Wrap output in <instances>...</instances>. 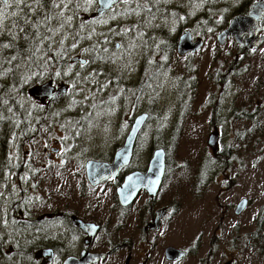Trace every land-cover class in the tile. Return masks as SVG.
Masks as SVG:
<instances>
[{
    "label": "rangeland",
    "instance_id": "1",
    "mask_svg": "<svg viewBox=\"0 0 264 264\" xmlns=\"http://www.w3.org/2000/svg\"><path fill=\"white\" fill-rule=\"evenodd\" d=\"M181 4L187 7L183 1ZM114 11L117 12L116 19H108L107 24H102L104 26H98L99 23L94 26L97 40L102 28L108 27L105 30L108 34L109 26H113V23L128 26L135 22L128 18L130 16L120 15L123 10ZM201 12L200 6L190 9L192 23H195L196 15L200 16ZM213 14L216 15V12ZM161 16L159 14L154 22L164 25L170 23L169 31L173 37L181 32L179 28L183 25L180 21L184 19V14L170 15L169 18V15ZM195 29L201 33L204 27L196 26ZM120 41L121 38L118 37L116 42ZM129 41L130 39H126L121 43L127 45ZM107 47L109 48V44ZM135 50L124 57L126 67L121 73L120 65L102 61L92 63L84 69L76 65V72L83 77L94 69L101 73L87 82L83 80L79 83L77 79L73 81L70 73L63 74L67 69L59 71V76L55 73V80L71 84L67 98L62 100L61 111L56 109L55 112H62L59 122L55 120L54 128H49L46 126V118L35 133L34 123L25 139L20 137L19 132H13L14 130L9 137L0 135V151L6 154L2 156L10 155L12 161H16V166H23L25 159L28 164L29 159L32 168L38 169L39 179L44 178L45 183L36 193L41 196L42 191L48 190L49 210L52 206H62L65 214L78 212L83 216L88 207L91 219L114 230L118 224L112 217L118 210L115 205V186L107 184L98 188L91 187L86 178L85 164L92 159L103 161L113 155L124 145L132 120H136L142 113L153 114L155 118L152 117L146 123L140 134L142 143L137 145V158L132 167L146 169L154 152L159 148L165 150L167 157L162 142L171 150L174 149L169 161H166V176L155 198L157 211L164 206H170L171 214L166 218L159 234L141 239L138 234L143 222L141 205L147 202L148 196L140 195L134 208L129 211L127 224L123 228L129 236L126 240V252L139 253L152 249L161 254L168 246L186 248L193 245L199 246L197 257L200 258L210 251L215 233L223 231L213 263L225 264L228 260L232 261L235 254L245 257V252L253 258L258 257L261 253L259 246L264 248V239L259 242V246L254 245L250 240V233L256 231L259 215H264V51L250 60L238 62L231 70L233 53L228 54L231 45L220 47L215 34L210 31L205 37L204 47L195 54L179 57L176 50L174 56L159 58L163 60L162 66L168 63V69L165 72L160 71L155 78L158 80V87L153 95L156 104L153 112L149 110V95L140 94L137 80H133L138 75L142 82L145 70L144 63L141 62L142 52ZM79 53L80 51L71 57L87 58ZM134 56L135 60L132 58ZM125 73L130 74V80ZM218 73V77L227 75L222 84L215 82ZM163 74L165 75L162 77ZM122 75L127 84V94H123L124 86L120 82ZM150 76L151 72L148 71L143 80ZM182 88L188 93L185 101L181 100ZM29 97L31 98L30 95ZM113 99L115 102L111 103ZM217 101H220V107L215 111L214 105ZM107 102L110 104L105 105ZM22 104L27 106L34 118L38 113L35 105L39 107L36 100L32 99L31 104L24 97ZM245 112L255 116V122L244 118ZM54 118L58 116L55 115ZM217 118L215 124L211 122V119ZM215 127L219 133L217 157L220 164L208 176L206 170L201 169L204 163L214 161V152L208 141L209 136L215 132ZM177 131L179 136H176L173 144V134ZM11 176L15 179L7 175L1 177L15 180L18 187L22 185L30 188V174L27 175L30 177L27 182L21 180L24 171L16 170ZM36 181L38 179L33 178V183ZM243 199H248L249 204L237 214V206ZM22 202L16 203L19 205ZM67 227L58 224V231L54 229L51 240L58 232L66 231ZM34 230L40 232V225L33 227L32 223L28 224L26 231ZM111 239L112 236L109 240ZM18 240L19 244L16 237L17 251L28 255L31 253L33 261L37 259V264H41L42 257L49 256L40 254L37 257L43 240L38 234L28 238L18 237ZM68 240L73 241L65 251L70 257L76 253V244L71 235ZM239 247L242 251L237 250ZM61 255L64 256V253ZM0 259L5 258L1 255ZM52 259L49 256L47 263H51ZM186 263L196 264L195 256ZM20 264L32 263L24 258ZM108 264H115V258Z\"/></svg>",
    "mask_w": 264,
    "mask_h": 264
},
{
    "label": "flooded vegetation",
    "instance_id": "2",
    "mask_svg": "<svg viewBox=\"0 0 264 264\" xmlns=\"http://www.w3.org/2000/svg\"><path fill=\"white\" fill-rule=\"evenodd\" d=\"M184 2V4L187 6L186 8L182 6L181 2ZM231 0H157L155 4L151 3H144L143 7L145 9L151 8V12H141L140 15H130L131 20H135L133 25L128 26H122V29H127L132 26H135V33H143L142 39H136L133 33H129L127 37H124L123 40L130 39L129 43L135 42L137 43V47L135 48V52L141 51V62L144 63V74L142 75V82L140 79H138V75L133 80L136 79L138 83V87L140 89V94L149 95V102L151 103V107L149 110L156 109V104H154V94L156 91V88L158 87L157 81L155 78L158 76L159 72H165L168 69V63L162 66L163 60L159 58L161 57H168L172 56L168 53L169 49L168 46L170 42H175V51L177 50L179 57H184L187 55L195 54L197 51L201 50L205 45V37L208 36L209 32L212 31L213 34H215L216 39L220 47H224L227 45H231V50L228 51V54L233 53V60L230 65H233L230 69H234V65L238 64V62H242L246 59H251L254 55L261 53L264 51V14L262 19H260V15H257L255 17L256 23L251 24L248 23V18L251 19V13L252 9L255 5L258 3H262L263 11H264V0H233L232 4L230 3ZM259 5V4H258ZM99 5H94L92 13L96 12ZM201 7V15H196V21L195 23H192L191 17L192 14L190 13V9H193L195 7ZM130 7H135V0L129 5L124 4H118L116 5V10H125ZM256 7V6H255ZM261 7V8H262ZM229 10V11H228ZM216 12V15L213 14ZM160 14L161 15H178V14H184L185 17L183 20L180 21V23L183 26H180L179 32L175 37L170 33L169 29L170 23H167L166 25L162 23H155L154 19ZM111 15V13H106L104 17H97V18H107ZM129 16V15H125ZM87 17V16H86ZM85 17V18H86ZM137 18V19H136ZM150 18V20L148 19ZM162 18V16H161ZM168 18L166 20H168ZM95 18H90L86 20H91ZM253 19V18H252ZM252 19L250 22H252ZM185 22V23H184ZM236 23L238 27L240 28L237 33L232 34L228 33L231 25L233 23ZM184 24H187V26ZM98 26H104L102 24H97ZM117 26L116 23H113V26L111 27V32L109 33V36L114 37L111 38V43L115 45L116 43L120 42H114L115 37H118L119 35H115L113 32V29ZM196 26H202L204 29L200 32H197L195 27ZM217 27V29H215ZM253 31L251 32V30ZM122 30V32H123ZM190 34V43H189V49L188 51L181 55L179 53V43L184 37V35ZM96 37V36H95ZM255 37V38H251ZM121 38V36H119ZM259 38V39H257ZM259 40V41H258ZM250 41H253L254 43H251ZM224 42V43H221ZM128 43V44H129ZM111 45V44H110ZM139 45V46H138ZM158 46V47H157ZM192 48V49H191ZM114 51H122V50H114ZM133 51V50H132ZM175 51L173 53V56L175 54ZM135 57H132L133 60H135ZM76 58V57H74ZM126 59L121 58L118 59L115 64L120 65V73L123 71V69L126 67L125 61ZM132 63V62H130ZM113 64V63H112ZM138 64V63H137ZM76 68V67H75ZM236 68V67H235ZM147 70V71H146ZM151 72V78H147L145 81L143 78L146 76L147 72ZM237 72V71H236ZM220 73H218L217 78L215 79V82L217 84H222L226 81V77H222V80H219ZM128 80H130V74L125 73ZM165 74L162 75V77ZM74 81H76L75 73L73 72ZM113 79V78H112ZM110 79V80H112ZM115 79V78H114ZM51 81L53 86L56 88V90L60 89L62 86L67 85L69 86L68 90L70 89L69 83L66 82H60L55 79H49L43 83ZM120 82L124 86V93L127 94V84L123 77V75L120 77ZM42 83V84H43ZM40 85V84H38ZM36 86V85H34ZM32 86V87H34ZM30 87L29 90L32 88ZM67 92H61L58 94L55 98L52 100L46 99L45 102H36L38 105L41 106L42 112H43V118H47V125L49 128H54V121L60 120V117L62 116L61 113H55L56 109H59V112L61 111L60 107L62 106V100L67 97ZM30 99V97H29ZM34 99L31 97V100ZM76 99V97H75ZM110 104V102L105 103V105ZM216 109L218 110L220 107V101H217L214 105ZM99 107V106H98ZM96 107V108H98ZM95 109V108H94ZM94 109L91 110V115L94 112ZM247 113V112H246ZM147 114L148 118L145 122L148 123L150 119L153 117L155 118V115L149 114V113H142ZM58 116V118H54V116ZM250 116L252 119L251 121L255 122V116ZM244 118H247V116H244ZM138 118V117H137ZM136 118V119H137ZM51 120V124H49V121ZM157 119L159 117L157 116ZM135 120V119H134ZM132 120L131 128L128 132V134L125 137L124 144L127 141L128 136L130 135L133 125L135 124V121ZM217 119H211L212 123H216ZM144 125V127H145ZM143 127V129H144ZM215 132L218 133V128H214ZM32 133V132H31ZM142 133V130L140 134ZM30 134V133H28ZM140 134L137 138L136 144H135V150L133 152L132 160L130 161V164L124 167L116 176L110 177L106 180L100 181L97 185H92L91 182L88 179L87 175V169H86V162L85 164V173L86 178L89 182V185L93 188H98L103 185L111 184L112 186H115V205L118 206L117 213H113L114 217L116 219V222L118 223L115 225L114 230L111 229V227L101 223L97 222L93 219H91V216L89 215L88 207L85 209V215L80 216L78 212H73L71 214H65L63 207L54 206L50 207L51 210H49V197H48V190L42 191L41 196H39L36 191L40 190L42 188V185L45 183V179H39L38 176V169L32 168V163L28 159H25L23 161V166H16V161H12L9 164V156L3 157L2 154L6 155L5 152L0 151V190L4 191L5 193V202H4V210H5V216L8 219L9 223L0 228V237H3V239H0V256L3 255L5 259H0V264H8L6 260L10 264H20L24 258L27 259L28 262H31L32 264H37V259L33 261V257L31 253L28 255L24 252H18L16 248V237H17V244H19L18 237H26L28 238L33 237L35 235H39L40 238H42V246L41 250L45 249H51L54 253L53 259L51 263H47L48 257L45 256L42 257L41 264H54L57 262L58 264H63V261L66 259V257H69L66 255V249L68 248V245L73 242H69L68 236H72V239L75 240L76 244V253L70 256H74L78 259L81 258L84 251L90 252L92 254H102L104 255L103 258L96 261L93 264H108L113 258H115V264H187L186 261L192 259L193 256H195V263L196 264H212L215 258V251H217V248L220 244L221 239L223 238V231L216 232L214 240L212 241V246L210 247V251L203 256H200V258L197 257L198 255V247H194L193 245H189L186 248H177L174 246H168L165 249H163L162 253H155L152 249L145 250L144 252L139 253H128L126 252V245L128 242L126 241L129 236L128 232L124 230L123 228L127 224L129 211L134 208V204L138 200L139 196L142 194H146L148 196L147 202H143L141 205V217H142V228L140 229L139 233L142 238H149L151 235L159 234L163 224L166 222V218L169 214H171L170 206H164L161 210L157 211V208H155V205H157V200L155 199L160 191L161 185L156 193L153 195L147 190V189H139L138 193H136V197L134 200H131L128 205H124L122 201L120 200L119 196V189L120 187L125 183L127 176L132 174L136 171L146 172L148 170V167L146 169H134L132 167L133 161L135 158H137V145L141 142ZM213 134V133H212ZM219 134V133H218ZM210 137V136H209ZM6 146V145H2ZM122 145L121 147H123ZM57 150V149H55ZM54 150V151H55ZM218 152V151H217ZM115 152L110 157L106 158V160H103L106 163L113 164L115 162ZM218 153H214V161L211 163H204L201 171L206 170V175L209 176L210 171L212 169L217 168L220 164V160L217 157ZM95 160V159H92ZM100 161V160H98ZM167 161V159H166ZM216 162V163H214ZM16 170L24 171V176L30 174L32 183L30 182V188H24L22 185L20 187L17 186L15 180H10L4 177H1L2 175H7L9 178L15 179L14 176H11ZM166 170V168H165ZM166 176V173L164 175V178ZM33 178H37L38 181L33 183ZM163 178V179H164ZM162 184V183H161ZM35 185V187H33ZM87 190V193H89V190ZM86 193V194H87ZM83 195H85L83 193ZM58 198V197H57ZM25 200L24 202H22ZM30 201V202H29ZM22 202V204L17 205V203ZM249 204V200H248ZM112 211L114 212V205H112ZM174 213V212H173ZM258 220V226L256 231H252L250 233V240L253 242L254 245L259 246V242L264 239V215H259ZM74 219L82 221L83 223H89L92 224L95 230H89L84 231L80 228L78 224H75ZM14 221V223H13ZM32 223L33 227L35 225H40V232L34 231H26L28 224ZM52 223V225H50ZM67 225V230L58 232L53 240H51L52 233L54 232V229L57 230V225ZM58 231V230H57ZM112 236V239L109 240ZM53 238V237H52ZM201 239V238H200ZM234 240V238H233ZM200 243V242H199ZM173 247L175 249H180L184 252V255L181 256L178 259H169L167 256V250L168 248ZM261 253L258 255V257L253 258L249 255V253L245 252V257L241 256L240 254H235L233 256L232 261L228 260L225 262V264H264V248L259 246ZM246 248V247H245ZM40 250V251H41ZM238 251H242V248H238ZM64 253V256L61 255ZM52 255V254H51ZM38 257V256H37ZM62 259V261H61ZM262 259V260H261ZM217 264V263H213Z\"/></svg>",
    "mask_w": 264,
    "mask_h": 264
},
{
    "label": "snow or ice",
    "instance_id": "3",
    "mask_svg": "<svg viewBox=\"0 0 264 264\" xmlns=\"http://www.w3.org/2000/svg\"><path fill=\"white\" fill-rule=\"evenodd\" d=\"M132 2L133 0H0V38H3L0 39V76L8 73L14 75L15 71L19 70V60H23L27 67H40L42 65L47 66L52 62L59 65L60 61L70 58L72 63L67 65V71L63 73L68 75L77 65L76 58L71 57L72 51L79 47L81 41H91L93 36L96 35L94 26L86 31L89 26L83 23L82 20L79 24L74 23L79 11L81 9L87 11L92 6L99 5L101 17H104L106 13H111V15L108 18H95L93 25L97 23L107 24L108 19H116L117 12L114 11L116 5H129ZM156 2L157 0H135V7L127 8L119 14L130 16L140 15L141 12L150 13L151 8L145 9L143 4H155ZM8 9L15 10L8 11ZM5 19H8L10 23L5 25ZM129 33H133L136 39H142L144 35L143 33H135V26L114 34L121 36L123 40ZM99 35L104 37L102 41L98 40L90 44L89 47L81 49L79 55L87 54V58L79 59L78 66L80 69H84L97 61L115 64L118 59L131 55L132 50L137 47L135 42L127 45L116 43L114 49L122 51H112L107 47L112 42L108 34L100 33ZM164 59H167V57H164ZM13 62L17 63L14 64ZM6 64L12 65V67L5 68ZM100 74L94 69L82 79L87 82L94 75ZM56 75H61V72H56ZM75 75L80 78L79 72H76ZM29 78L25 77L24 81L27 82ZM0 100L4 105L8 104V101L3 100L2 97H0ZM137 100H139V97H137ZM114 102L115 99L111 101V103ZM7 110L12 111L10 107ZM5 119L3 109L0 108V121ZM7 119L11 120L12 118L7 117ZM19 123V121H15L14 126L19 127ZM10 163L11 157H9ZM28 179L30 177L27 175L21 177L24 182H27ZM5 199L4 191L0 190V228L9 223L3 207ZM0 239H3V237H0Z\"/></svg>",
    "mask_w": 264,
    "mask_h": 264
},
{
    "label": "water",
    "instance_id": "4",
    "mask_svg": "<svg viewBox=\"0 0 264 264\" xmlns=\"http://www.w3.org/2000/svg\"><path fill=\"white\" fill-rule=\"evenodd\" d=\"M259 4V5H258ZM255 5L252 9V15L251 19L248 18V23L254 24L256 23L255 17L257 15H260V19H262L264 11L262 7V3H258ZM262 7V8H261ZM101 8L98 6V9L96 12L92 13L91 15L87 16V19L90 18H97L100 16ZM240 28L238 25L234 22L228 33L235 34ZM253 29L251 30V32ZM190 34L184 35L182 37L178 47H179V53L181 55L185 54L189 49V43H190ZM255 38V37H251ZM259 39V38H257ZM259 41V40H258ZM251 43H254L253 41H250ZM224 43V42H221ZM192 49V48H191ZM79 56H76L77 62L79 61ZM69 86L64 85L60 89L56 90V88L53 86L52 82H46L40 85H36L32 87L29 90V95L36 99L39 102H45L46 99L52 100L55 98L58 94L61 92H67ZM148 118L147 114H143L139 116L135 120V124L133 125V129L130 133V135L127 138V141L125 142L124 146L121 147L115 156V162L113 164L106 163L104 161H98V160H90L86 164L87 169V175L88 179L91 182L92 185H97L100 183V181L106 180L110 177L118 175V173L127 165L130 164V161L132 160L133 152L135 150V144L137 141V138L143 130V127L145 125V122ZM218 140H219V134L213 133L209 137V146L213 149L214 153H217L218 151ZM165 168H166V152L163 148H159L154 152L153 158L151 159L149 163L148 170L146 172L136 171L127 176L125 183L120 187L119 189V196L120 200L124 205H128L131 200H134L136 197V193H138L139 189H147L152 195L156 193L162 183V180L165 175ZM155 181V183H153ZM127 199V200H126ZM248 205V199H243L237 206L236 213L240 214ZM75 224H78L82 230L89 231V230H95L92 224L89 223H83L82 221L74 219ZM49 255L50 258H53V251L51 249H45L41 250L40 253L37 255ZM52 254V255H51ZM184 255V252L180 249H175L173 247L168 248L167 250V256L169 259H178L181 256ZM104 255L102 254H92L90 252L84 251L81 258L78 259L74 256L68 257L63 264H93L96 261L103 258Z\"/></svg>",
    "mask_w": 264,
    "mask_h": 264
},
{
    "label": "trees",
    "instance_id": "5",
    "mask_svg": "<svg viewBox=\"0 0 264 264\" xmlns=\"http://www.w3.org/2000/svg\"><path fill=\"white\" fill-rule=\"evenodd\" d=\"M93 7L94 6L89 8L87 11H84L83 9H81L78 13L77 19L74 21V23L79 24V23H81V20H82L83 23H85L86 25L89 26V29H86V31L90 30V28L92 26H96V24L93 25L94 19H91L88 21L85 18L86 16H88V14H90ZM14 10L15 9H8V11H14ZM16 11H18V10H16ZM9 23H10V21L8 19H5V25H7ZM107 28L108 27L100 29L99 34L105 33V30ZM109 28L111 29L110 26H109ZM122 30H123L122 26L117 25L115 27V29H113V32H122ZM109 33H108V36H109ZM109 37L114 38L111 36H109ZM118 37H115V40H114L115 43H116V40L118 39ZM0 39H3V38H0ZM103 39H104V37L99 35V40L102 41ZM97 41L98 40L95 36H93V39L91 41H81L79 47L76 50L72 51L71 56L76 55V53L81 51V49H83L85 47H89L90 44L95 43ZM110 44H109V49L114 51L115 50L114 45L112 43H110ZM168 49H169L168 53L173 55V53L175 51L174 49H176L174 41L170 42ZM85 55L87 56V54H85ZM13 63L15 64L17 62H13ZM18 63H19V70H16L14 75H13V73H8L7 75L0 76V97H2L3 100L8 101V104L4 105L2 103V100H0V108L3 109V114L6 117L5 120L0 121V135H2L4 137H9L10 133H12V130H14L13 132H15V131H16V133L19 132L20 137L25 139V138H27L26 135L30 132V127L33 126L34 123H35V129L33 132L35 133V132L39 131V129L42 126V123L44 121V118H43L44 116H43V112L41 110L42 108L40 105H39V107L37 105H35L38 108V113L36 114V116H34V118H32L31 111L27 109V106L24 107V105L22 104V100L24 97H27L29 99L28 89L34 85L42 84L43 82H45L49 79H55V77H54L55 73L59 72V71L62 72L63 70H66L67 65L69 63H72V60L70 58H66L63 61H60L59 65H57L55 62H52L47 66L42 65L40 67H36V66L27 67V66H25V63L23 60H19ZM77 64H78V62H77ZM94 64H96V62ZM10 67H12V65H7V64L5 65V68H10ZM73 72L76 73L75 67L73 68V71L70 73L71 76H73ZM34 74H39V75H34ZM25 77H30L27 80V82L24 81ZM75 78L78 80L79 83L83 82V79H82L83 75L81 73H80V78H77L76 75H75ZM222 79L223 78L220 77L219 80H222ZM73 81H74V76H73ZM182 90H183L182 91L183 93L181 94V100L185 101V99L187 100V98H188V93L186 92L185 88H182ZM29 101L32 104L31 98L29 99ZM9 107L12 109L11 112H9L7 110ZM155 110L156 109L151 110V111L155 112ZM216 110L217 109H215V111ZM55 112H56V110H55ZM240 115H242V114H239V116ZM244 116H247V119H251L250 116L247 115V113ZM7 117H11L12 119L9 120V119H7ZM15 121L20 122L19 127L14 126ZM159 135L162 136V133L160 131H159ZM176 136H179L178 131H177V133L173 134V139H174L173 144H175L174 141L176 140ZM7 140H9V139H7ZM163 141H164V139H163ZM162 143H163L162 145L165 147L167 154H168L167 161H169L170 156H171L174 149L171 150L169 148V146L167 144H165V142H162ZM175 146L173 148H175Z\"/></svg>",
    "mask_w": 264,
    "mask_h": 264
}]
</instances>
